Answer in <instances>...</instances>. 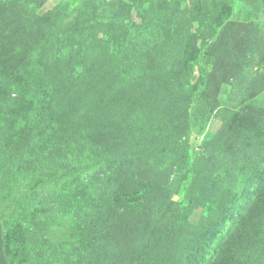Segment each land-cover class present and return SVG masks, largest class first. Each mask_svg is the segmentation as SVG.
Masks as SVG:
<instances>
[{
	"label": "rangeland",
	"instance_id": "1",
	"mask_svg": "<svg viewBox=\"0 0 264 264\" xmlns=\"http://www.w3.org/2000/svg\"><path fill=\"white\" fill-rule=\"evenodd\" d=\"M27 3L0 6V148L18 142L3 160L23 170L29 197L24 215L10 218L3 207V219L25 240L26 264L192 261L189 243L208 239L230 193L264 164V0ZM150 11L159 12L165 45L126 46L124 35ZM103 24L110 27L106 36L98 31L99 53L86 61L87 88L64 103L60 120L56 111L36 120L39 108L23 100L27 82L72 81L82 70L76 51ZM142 55L137 79L116 85L106 61L116 56L124 71L123 61ZM76 134L89 137L80 147L88 160L77 170L54 166L73 162L69 149L39 168L43 138ZM123 192L134 200L106 203ZM92 207L105 210L97 227L76 229Z\"/></svg>",
	"mask_w": 264,
	"mask_h": 264
},
{
	"label": "trees",
	"instance_id": "2",
	"mask_svg": "<svg viewBox=\"0 0 264 264\" xmlns=\"http://www.w3.org/2000/svg\"><path fill=\"white\" fill-rule=\"evenodd\" d=\"M14 1L15 0H0V6H6L10 2L14 3ZM18 1L28 6L27 0ZM24 8L26 9V13L28 12L30 15H26L27 18L24 20L25 23L28 24L34 20V18H30L32 15L31 10L26 7ZM105 25L108 24L96 26L92 29L93 31L87 36V44L81 46L82 50L77 49L78 51L75 53V58L82 63V70L72 81L65 79L64 82L60 83L42 84L40 79L33 77L32 80L27 82L28 85L24 87L23 100L26 103L33 101L37 108H39V110L37 109L36 120L45 116V112L50 111L58 112L57 119L60 120L63 114L64 103H66L70 97L81 94V92L87 88L91 75L88 69H86L88 64L86 61L92 60L95 55L99 53L98 48L100 47V39L98 37V31L104 32L106 36L110 26L107 28ZM160 26L161 20L159 12H148L143 17L142 22L136 26L135 32L132 35H124L126 46L132 45L134 48L138 47V50L144 49L145 51L150 49V44L164 46L165 44L163 43ZM143 55L137 59L138 61H130V63L123 61V64H126L123 69L124 71L120 70L122 66L116 56H114L115 58L111 62L105 59V68L108 72L111 73L115 71L118 73L119 80L116 82V85H121L123 82H126L123 80L124 78H130L129 83L137 79L140 71L137 63L144 61ZM117 62H119V64H117ZM101 64H104V60ZM139 115L138 113V116ZM34 128L35 123L27 129L25 136L31 137ZM161 133L163 132L161 131ZM76 135L75 138H65L63 141H58L57 138H43L39 147V168L46 166L45 160L49 158L57 156L59 159H62L65 157L67 151L71 149L76 153L73 162L63 164L60 160L59 163H56L54 166H59L61 169L65 170H71L74 167V169L77 170L78 164H82L84 160L89 159L83 158L80 153V147L89 141V137L86 136L85 138L84 136L81 138L78 135L82 136V134ZM27 137H25V141L28 143ZM17 143L18 142L15 141L12 145L3 144L0 148V219L3 220V223H0V264H26L27 261V254L24 248L25 240L17 237L16 232L10 229L11 223L3 219V207H6V210L10 212L8 214L10 218H18L20 214L24 215L22 210H28L29 208V204L26 201L29 197L25 195L28 193L22 191V189L26 188V185H28V183L26 184L23 182L25 179L23 170L17 169V165H15L16 163L14 162L7 167L3 160L8 149L15 148L14 145ZM17 154H19V152ZM99 163L102 164L101 161H99ZM5 168L4 174L1 175V171ZM257 174V178L252 181L246 180L242 182L240 187L230 193V197L222 206L218 213V217L209 230L210 234H208V239L205 240L203 238L201 241L194 240L193 243H189L195 246L190 255L192 261H188L186 264H264V204L261 199L264 193V164L262 168L257 171ZM16 191H20L18 196L15 194ZM30 197L36 201L35 196L31 195ZM89 199L90 203L93 205L98 203V198L93 199L90 197ZM125 199L134 200L131 193L123 192L122 194H113L106 203L111 205L113 202L117 203ZM6 200H8V202L4 204ZM24 201L25 203L23 204ZM99 203L100 208L102 203L100 201ZM103 207L105 210L107 209L105 203H103ZM105 210L96 211L94 207H92L88 219L81 218L80 220V218H78V220L74 222L76 229L93 231L97 227V222L100 220L101 216L103 217L105 215ZM82 224H85V226ZM204 233H207V231ZM93 242V240L88 241V243ZM217 244H221V247L216 249ZM110 248L111 246H108V249Z\"/></svg>",
	"mask_w": 264,
	"mask_h": 264
}]
</instances>
